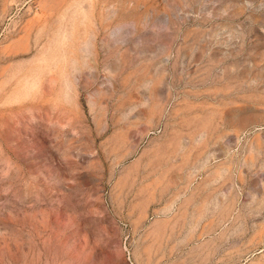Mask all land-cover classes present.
<instances>
[{
  "label": "rangeland",
  "instance_id": "obj_1",
  "mask_svg": "<svg viewBox=\"0 0 264 264\" xmlns=\"http://www.w3.org/2000/svg\"><path fill=\"white\" fill-rule=\"evenodd\" d=\"M0 264H264V0H0Z\"/></svg>",
  "mask_w": 264,
  "mask_h": 264
}]
</instances>
